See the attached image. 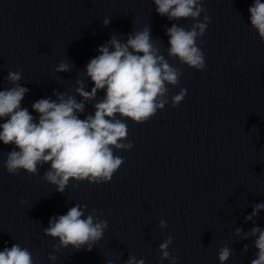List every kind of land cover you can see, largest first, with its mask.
<instances>
[{
	"label": "clouds",
	"instance_id": "1",
	"mask_svg": "<svg viewBox=\"0 0 264 264\" xmlns=\"http://www.w3.org/2000/svg\"><path fill=\"white\" fill-rule=\"evenodd\" d=\"M152 2L160 16L175 21L165 32L169 37L167 57L197 71H205V56L197 44L211 23V17L203 6L205 0ZM248 11L250 26L264 43V2L254 0ZM188 19L193 21L190 28L176 23ZM102 23L108 27L110 19L105 18ZM96 51L99 54L90 59L84 71L78 72L94 85L91 90H86L84 79H76L74 94L53 90L55 99L41 98L32 103L31 109L38 114V119L28 108L22 107L29 91L20 84L22 72L8 71L5 80L12 86L0 90V120L5 121L0 123V142L14 145L4 161L10 175H18L21 170L29 175H39V168L47 164L49 167L43 173V179L55 186L59 193L65 192L70 181L77 182L73 187L84 181L97 185L109 183L125 162L115 152L130 151L134 147L133 142L127 141L128 125L124 121L131 120L136 124L149 121L169 103V86L176 87L180 83L181 68L170 64L161 54L153 41L150 25L141 30L133 29L126 42L112 34ZM74 67L72 63L61 61L54 71L71 72ZM101 90L104 96L98 99L97 94ZM186 94L187 89L181 88L173 95L172 107L180 105ZM86 103L92 104L94 114L81 119ZM20 203L25 204L26 201L21 200ZM261 211H264V203L253 205L245 221L255 224L254 218ZM103 215L102 210L94 208L87 211L86 205L75 204L65 214L50 217L43 233L58 243L53 245L48 259L55 264L58 257L53 253L61 248L91 251L103 239L108 228L107 220L101 218ZM159 227L166 228V222L161 220ZM234 235L241 240L254 238L253 246L257 251L250 264H264V228L254 226L247 232L235 228ZM172 242V236H168L160 243L161 262L168 260L169 264H177L179 258L168 250ZM248 247L244 244L242 252H247ZM233 253L234 249L227 245L219 248L220 264H225ZM0 264H34V259L28 248L15 243L0 251ZM107 264L113 262L108 260ZM125 264H145V261L129 255Z\"/></svg>",
	"mask_w": 264,
	"mask_h": 264
}]
</instances>
